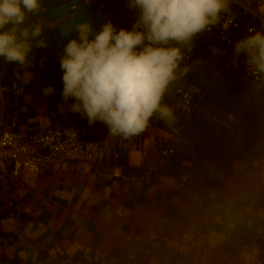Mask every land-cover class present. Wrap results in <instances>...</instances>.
Instances as JSON below:
<instances>
[{"label":"crops","instance_id":"1","mask_svg":"<svg viewBox=\"0 0 264 264\" xmlns=\"http://www.w3.org/2000/svg\"><path fill=\"white\" fill-rule=\"evenodd\" d=\"M246 1L264 12V0ZM13 78L5 130L26 139L72 112L61 78L22 68ZM72 113L100 140L102 164H49L34 186L0 176V264H264V158L190 159L155 120L125 139ZM184 164L200 171L195 189L180 181Z\"/></svg>","mask_w":264,"mask_h":264},{"label":"clouds","instance_id":"2","mask_svg":"<svg viewBox=\"0 0 264 264\" xmlns=\"http://www.w3.org/2000/svg\"><path fill=\"white\" fill-rule=\"evenodd\" d=\"M128 4L138 12L131 30H117L111 20L96 30L81 23L59 61L61 95L65 102L74 100L68 109L81 113L89 124H106L109 136L125 139L141 135L153 116L168 125L175 123L174 110L163 99L170 84L189 70L181 67L184 50L191 51L193 39L215 26L229 6L228 0H128ZM39 9V0H0V57L8 63H27L33 42L35 48L48 47L40 40L39 24L25 26L28 14ZM248 31L235 44V58L243 54L252 76L264 78V32Z\"/></svg>","mask_w":264,"mask_h":264},{"label":"built area","instance_id":"3","mask_svg":"<svg viewBox=\"0 0 264 264\" xmlns=\"http://www.w3.org/2000/svg\"><path fill=\"white\" fill-rule=\"evenodd\" d=\"M228 5V10L221 13L215 26L193 39L191 51L184 50L181 67L186 66L189 70L170 84L164 96L163 100L186 118L201 113L210 88L222 77L228 83L240 86H254L262 80L249 72L243 54L235 58L234 47L238 40L250 34V28L264 32V12L246 0H228ZM214 49L219 51L214 54ZM5 91V88H0V176L12 177L25 186H34L41 171L49 164H102L100 140L91 137L88 128L72 112H64L48 128L26 139L12 130H5ZM43 151H48V154ZM174 152L173 149H165L162 155L168 157ZM113 176L121 177L122 171L114 169ZM199 178V169L191 164L181 166L183 186L195 189ZM8 205L12 206L13 201ZM248 225L251 226L252 222L249 221Z\"/></svg>","mask_w":264,"mask_h":264},{"label":"rangeland","instance_id":"4","mask_svg":"<svg viewBox=\"0 0 264 264\" xmlns=\"http://www.w3.org/2000/svg\"><path fill=\"white\" fill-rule=\"evenodd\" d=\"M39 3V11L28 14L25 26L39 24L43 34L40 40L48 47L36 48L28 65L20 68H34L47 74H53L55 64L60 65L64 46L77 36V25L88 23L96 30L111 20L119 30L132 28L138 16V12L129 7L128 0H39ZM7 63L0 57V88H6L11 80V76H6L10 67ZM218 98L207 114L191 116L182 122L176 119L175 124L162 126L187 143L190 159L204 158L206 154H201V147L208 152L215 146L224 150L223 160L264 158V81L256 90L217 101Z\"/></svg>","mask_w":264,"mask_h":264},{"label":"trees","instance_id":"5","mask_svg":"<svg viewBox=\"0 0 264 264\" xmlns=\"http://www.w3.org/2000/svg\"><path fill=\"white\" fill-rule=\"evenodd\" d=\"M53 5L49 6V8H51ZM43 37V34H41V37L40 39ZM33 45H34V50H33V53H35V42H33ZM38 49V48H37ZM8 65V63H7ZM10 67H9V71L7 72V78L9 76H11V80L10 82L8 83V85L6 86V91L8 92L9 90H13V84H14V81H13V76H14V68H20L22 66H25V65H28V62L25 63L24 65H20V64H15V63H10L9 64ZM31 69H34V68H29L27 70H31ZM61 67L60 65L58 64H55V70L53 71V74H49V75H57V76H61ZM6 78V79H7ZM264 81V78H262V80L260 81V83H258L257 85H254V86H240V85H233V84H230L227 82L226 79H224L223 77L219 80V82L214 85L212 88H210L207 96H206V99H205V103L203 104L202 108H201V116L204 115V114H207L208 111H210V109H212L215 105H216V98H218L217 101L221 100L222 98L224 97H237L238 95H240L243 91H252V90H256L258 89V86ZM263 91H261L262 93ZM163 103L164 104H167L169 105L170 108H172L174 110V114L176 116V119L179 120V122H182V121H187V118L182 116L177 110L174 109V107L169 104L166 100H163ZM199 114H194L193 116H196V115H199ZM192 118V117H191ZM154 119H157L159 120V122L161 123V125L165 126V127H168V124H166L164 121L160 120L159 118H157L156 116H153L152 117V120ZM192 121V120H191ZM175 123H176V120H175ZM173 123V124H175ZM196 123V122H194ZM172 124V125H173ZM192 147V145H191ZM194 147V145H193ZM206 148H203L201 147V154L204 153L206 154L204 158H201V159H205V160H213V161H233V160H237V159H244V158H241V157H238L237 159H233V160H223L222 158H224L225 156V152L224 150H222L221 148L215 146L213 147L212 149L208 150V152H206ZM200 151V150H199Z\"/></svg>","mask_w":264,"mask_h":264},{"label":"water","instance_id":"6","mask_svg":"<svg viewBox=\"0 0 264 264\" xmlns=\"http://www.w3.org/2000/svg\"><path fill=\"white\" fill-rule=\"evenodd\" d=\"M46 152V154H48V151H43V153Z\"/></svg>","mask_w":264,"mask_h":264}]
</instances>
